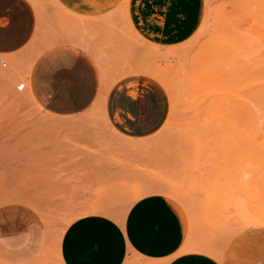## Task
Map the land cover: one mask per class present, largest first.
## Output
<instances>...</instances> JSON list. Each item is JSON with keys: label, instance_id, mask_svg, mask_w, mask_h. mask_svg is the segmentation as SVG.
I'll return each instance as SVG.
<instances>
[{"label": "rangeland", "instance_id": "374dc122", "mask_svg": "<svg viewBox=\"0 0 264 264\" xmlns=\"http://www.w3.org/2000/svg\"><path fill=\"white\" fill-rule=\"evenodd\" d=\"M40 1L43 5L42 17H47L48 21L45 24L43 22L36 31L33 41L35 46L29 47L25 52L40 48L50 36L59 34V29L51 23L56 18L50 16L55 12V16L63 18L59 15L62 11L56 6L57 1ZM206 1L217 10L221 7L223 13H228L229 9L230 11L236 9V14L229 12L228 16H231L229 20L236 19L234 22H238L231 24H236L235 26H238L236 28H240L242 22H239L242 20H238V16L241 18V12L234 0ZM206 1L194 0L192 12L185 18L187 22L183 27L186 29L183 32L180 30L181 38L155 43L160 46V50H165L169 44L185 41L184 39L187 40L193 35L202 20ZM50 5L53 12L50 11ZM231 13H234V16ZM120 15L122 19L118 20H121L119 23L111 22L103 29H98L101 30L100 33L102 30L104 32L105 40H99L101 43L102 40L105 41L107 45L105 50L107 52L115 50L117 53H113V56H119L108 63L110 71L121 72L138 68L142 64L154 63L164 74L170 76L171 81L176 86H180L183 115L199 119L196 123L198 147L163 140L148 147H141L137 151L126 149L121 143L124 139L103 118L101 108L96 104L74 116L53 115L32 96L28 82L30 68L27 73V86L33 99L27 96L24 86L26 57L21 55L23 53L0 54L1 57L11 58L0 65V176L2 178L0 206L12 204L26 206L31 211L30 215L35 223V227L26 226V222L23 224L25 229L29 228L22 233V244L14 246L0 241V264H64L60 254L63 231L74 218L83 214L68 222L67 218L73 215L78 207L92 202L112 203L114 208L121 210L134 188L141 189L150 184L171 186L178 192L176 193L181 196L180 198L183 197L184 203H188L191 209L200 212L205 211L202 202L204 204L212 198L208 195L210 187L208 182L211 178L208 163L211 161L208 159L209 152L206 149L210 130L208 121L203 118L207 101L201 93L195 95L190 89L189 82L192 76L187 72V67L183 68V65H187L184 58L176 60L177 57L170 56L151 57V59L149 55L147 57L143 51L145 47L141 38L136 39L134 28L128 20L126 5L122 7ZM120 24H124V28L128 25L126 27L128 29H125L126 31L121 30L122 27L116 29ZM107 28L112 31H108ZM95 32L96 30L87 33L90 34L88 38L94 37L92 33ZM125 32L127 37L124 34L116 38L117 35ZM97 37L94 40L98 39ZM199 39L195 41L197 46H194L191 53L195 52L198 44L205 41L207 36L202 35ZM96 42L100 44L97 40ZM116 44L118 47L114 46ZM162 44L167 45L164 47ZM201 87L198 86L197 90L202 91ZM179 112L174 114L173 124L168 128L169 132L173 129ZM162 196L167 198L177 212L183 226L184 238L187 228L179 214L180 203L172 197ZM33 204L37 205L38 209ZM226 207L227 204L223 203L222 209H219L223 219L225 211L229 210ZM14 211L15 209L12 211L5 208L1 214L10 222L26 220L22 213H14ZM227 214L226 217L230 216L229 212ZM233 220L230 219L231 222H234ZM9 223L5 225L8 226ZM208 226H204V233L209 231ZM19 228L23 230L22 226ZM59 233L61 236L58 241ZM42 251L47 253V256L45 260L39 262L38 256Z\"/></svg>", "mask_w": 264, "mask_h": 264}, {"label": "bare ground", "instance_id": "6f19581e", "mask_svg": "<svg viewBox=\"0 0 264 264\" xmlns=\"http://www.w3.org/2000/svg\"><path fill=\"white\" fill-rule=\"evenodd\" d=\"M52 1L56 2L57 0H52ZM234 1L238 5L239 11L241 12L239 13L241 14L242 19L238 16V20H242L239 22V23L242 22L240 24V28H236L238 27V26H235L236 24L235 25L231 24V23H237L238 21L234 22L236 21V19H233L234 21H232L231 19L229 20L231 16L230 17L228 16L230 14L229 12L235 13L236 9H234V11H230L229 9L228 11L229 14L223 13V11L221 10V7L219 10H217L216 7H213L209 3V1L208 2L206 1L207 3L205 5L206 7L204 8V14L202 16V20L200 21V24L198 28L194 31L193 35L190 38L188 37L187 40L184 39L185 41H180V43L178 44H174V45L169 44V46H166V47L165 45L167 44L165 45L162 44L166 48L165 50H160L159 45L155 44V42L151 43L147 39H144L143 36H141L136 31V29H133L135 32V37H137L136 39L141 38L142 45L144 44V47H145L143 48L144 49L143 51H145V53L147 54V57L148 55L150 56V59L151 57H160V56H170L172 58L177 57L176 60H178L179 58H184L187 65L186 66L183 65V68L187 67L186 68L188 70L187 72H189V75L192 76V79H190V82H189L190 83L189 85L191 87L190 89L194 91L193 94L195 95L201 93L204 96V99L208 103L207 107L204 110L203 118L208 121L209 123L208 128L210 130V137L207 139L206 149L209 152L208 159H210L211 161L208 163L210 164L209 170L211 171V176H210L211 178L208 182V185L210 186L208 188V191H209L208 195L211 196L212 198L210 200H207V202H204V204L202 202V207L205 209V211L200 212V211L191 209L188 206V203L187 204L184 203L185 201L183 200V197L180 198L181 196H178L177 195L178 192L171 186L164 185V184H150L141 189L134 188V190H132L131 193H129L130 195L127 197L126 204L121 210L114 208L112 206V203L92 202V203L86 204L83 207L82 206L78 207V210L73 215H71L69 218H67V222L70 219L78 216L79 214H85V213H99L100 214L102 213V214H107L113 217L114 219H116L121 224H124V216L126 214V211L128 207L135 200L144 196L145 194H150V193L162 194L168 197H172L180 203V205H178L179 214H180L181 220L186 223V228H187L186 235L184 236L182 240L180 248L177 250L175 254L185 253V252L205 253L215 258L220 264H264V0H234ZM29 2L32 4L37 14L38 25H37L36 31H38V28L40 27V21H43L41 20L42 12H43L42 10L43 5L40 0H29ZM58 2L59 1H57V3ZM58 4L56 5L59 6ZM218 5L219 4L217 3V6ZM62 12L59 14L61 17L63 15L67 16L65 14H68V13L63 12L64 14L62 15ZM53 13L55 16L56 13L55 12ZM72 14L74 15V13ZM113 14L115 16V13ZM233 14L231 13V15ZM56 16L57 17L55 18H58V15ZM64 18L63 19L61 18L62 23L65 24V28L68 29L65 37L61 39H50L49 41H46L44 45L48 47L47 44H50V43L54 44V42L58 40H65L63 42L69 41V42L78 44L79 46H82L94 56L95 60H97L98 62L97 64H99V67H100L99 69L101 71V76H102L101 91L99 93V96L95 104L97 105V107L101 108V114L103 118L106 119L108 123L112 126L113 130L119 133L121 137L124 139L123 141H121V143L124 144L126 149L128 148L129 150L137 151L141 147H145V146L148 147L152 144H155L163 140L179 142V143H186V144H190L193 147H198L197 146L198 139L196 140V136L198 135V132H196V128H197L196 123L197 121H199V119L196 117L193 118V116L183 115V109L181 107L182 102H180V90H179L180 86H176L171 81L170 76H167L166 74H164L160 70V68L157 67L154 63L153 64L151 63L152 65L149 63L142 64L138 68L129 69L126 71L111 72L108 66V63L110 61H114L119 56L117 57L113 56V53L116 52L115 50L114 51L111 50V52H107V50H105L106 44H105V41L103 42V40H105L104 39L105 37L103 36L104 32L102 30V33H100L101 30H97V29H101L100 22L103 20H100V22L97 23L98 26L99 25L100 26L99 28L98 26H96L97 33L96 32L92 33L95 36L91 39L90 38L91 36L88 38L87 36L84 35V33H90L92 31L90 30V32L88 31L86 32L83 28L80 27V26L83 27V24L85 25V22L87 20L82 19L85 21V22L83 21L84 23L80 22L81 20H79L81 24L79 23L77 25L76 23L72 21L70 22L69 20H66ZM75 18L76 17L74 15V21H77V19ZM104 20H107V18L105 17ZM115 20H116V23H119L121 21V20L117 21V19ZM104 22L106 23L105 26H107V21H104ZM114 22L115 21L113 20L112 23ZM116 25H119V24H116ZM123 25L120 24V26H116V29L117 28L121 29V27H122L121 30L123 31L125 29H128L126 28L128 27V25L125 28H124L125 25L124 26ZM107 30L112 31V29H109V28H107ZM126 33L127 32L122 33V35L116 34L117 35L116 38L118 39L119 38L118 36H123ZM99 34H102L100 36L101 37L103 36V37L99 38L100 37ZM106 35L107 33L105 34V36ZM202 35L207 36V39L205 41H201V44H198L199 46L195 50V52L191 53V50L197 44L195 41H198L197 39H199V37ZM127 36L128 35L126 34V37ZM95 37L98 38L96 40L100 44H98L96 40H94ZM111 38H113V36ZM99 39H103L102 43H101V40ZM101 45H103V47H101ZM114 46H117V44ZM40 49L41 47L36 48V49L33 48L32 52L22 51L23 54H21L23 55V57H26V62L24 66V70H25L24 86H25L27 96L31 98L32 96L30 92L28 91V86H27V73H28V69L32 65V62L35 56L39 53ZM52 55H53V52H52ZM141 55L143 56V54ZM53 56H56V55H53ZM76 56H78V54ZM49 57L50 56L48 55L47 61H50ZM9 59L11 58L0 56V65L4 64ZM78 59H83V58L79 57ZM85 59L90 60V58L89 59L84 58L83 61ZM86 60L84 62H87ZM54 61H52L53 64H54ZM83 61H80V63ZM87 64H84V66ZM40 65L44 66L43 64H40ZM67 66L69 67V65ZM68 67H66V69ZM71 67H73V65ZM48 69H45V71L46 70L48 71ZM66 69H65V72H66ZM52 70H49V72ZM133 73H141L142 75L146 74L154 78L155 80H157L165 89V92L167 93L168 100H169L168 101L169 103L168 115L164 123L160 126V128H158L152 134L147 135V136H142V137L129 136V135L121 133L110 122L114 118L111 117L112 120L109 121L108 116L106 115V111H105V98H106L107 92L110 89V87L118 79L128 74H133ZM49 74L51 73H48V75ZM88 77L90 78L91 76H88ZM38 78L37 79L35 78V81L36 80L38 81L39 80ZM47 78L49 77L47 76ZM53 79L54 78L52 77V80ZM136 79L138 78H135V79L133 78V80H136ZM133 80L131 79L132 82ZM146 80L147 79H145V81ZM150 80L149 82H152V80L151 81ZM55 82H56V79H55ZM36 84L38 85V82ZM88 84L89 83H87V85ZM130 84H133V83H130ZM139 85L141 86L143 85V83L141 82L140 84H138V86ZM43 86L46 87V84ZM125 86H127V84ZM198 86L200 87L202 86L201 87L202 91L197 90ZM36 88L37 87H35V89ZM138 88H139L138 90H140L141 87H138ZM116 89L117 88H115V90ZM39 91L41 92L42 90L39 89ZM117 92L118 94L120 93L119 91ZM124 92L126 91H123V93ZM145 93L146 92H144V94L143 93L141 94L145 95ZM110 95L112 94L110 93ZM124 95L122 94V96ZM114 96H117V95H114ZM149 96L147 97L149 98ZM156 99L158 101V98ZM109 101L110 100H108L107 102ZM109 103L108 105H110ZM154 104L157 105L156 103ZM112 105L109 107H112ZM124 106H126V104ZM130 108L133 109L134 107L133 108L130 107ZM137 108L139 107L137 106ZM159 108L161 107L159 106ZM128 109L126 108V111ZM110 110L111 109H109V113H111ZM139 110L144 112V110H141L140 108ZM177 111L178 112L180 111L179 114H177V120L172 127L173 129L169 132L168 128L171 124H173L172 118L174 114H176ZM145 112L147 111L145 110ZM148 113H150V110ZM137 115H138V112H137ZM124 117L125 116H123V118ZM151 117H153V115ZM138 119L139 118H137V120ZM152 119L150 120L152 121ZM151 121H149L150 124H151ZM114 122L116 123V121ZM126 124L127 123H125V125ZM118 127L120 128V126ZM149 128L153 129V127L151 128V126H149ZM1 181H2V178L0 176V183ZM223 203L227 204V207L230 210V211L226 210L227 212L225 211V213L223 212L225 214V217H224L225 220L221 218V210H219V209H222L221 207ZM33 205L34 207L38 209L37 205L35 204ZM206 207H208L207 210H206ZM209 207H211V209ZM228 212L230 213L229 214L230 216L226 217L228 215L227 214ZM230 219L231 221L232 219H234L233 220L234 222H231ZM228 221H230V223H227ZM204 226L210 227L208 229L209 230L208 232L205 231L204 233ZM240 230H243V232H240ZM60 236H61V233H59L58 241L60 239ZM46 256H47V253H44L42 251V253L38 256L39 258L38 261L40 262V260L41 261L45 260ZM167 261H168L167 258L158 259V258H153V257H146L134 251H130L128 256L126 257V260L124 261V264H167L168 263Z\"/></svg>", "mask_w": 264, "mask_h": 264}, {"label": "crops", "instance_id": "0c3cea01", "mask_svg": "<svg viewBox=\"0 0 264 264\" xmlns=\"http://www.w3.org/2000/svg\"><path fill=\"white\" fill-rule=\"evenodd\" d=\"M57 1L60 3L58 2L59 4H57L59 6H56L60 7V9L65 7L66 9L63 8L62 11L64 13H68L65 14L67 16L63 15V18L65 17L64 19L69 20L70 22L72 21L77 25L80 22L87 20V23L84 21L86 26L84 24L83 27L80 26L86 32L89 28V30L94 32L97 28L96 26H98L97 23L100 22V20H103L101 21L102 23L100 22L101 28H103L106 24L104 21H107V24H110L113 22V20L116 22L115 19L118 21L120 18H122L119 13L121 12L120 9L126 5L128 11V20L130 19L129 22L131 21L130 24L133 25L132 27L136 29V31L141 35H143V37L155 43H162L165 40L174 41L181 38L179 37L181 34L180 30H182L181 32L185 31L186 28L183 27L185 22H187L185 18H187V16L192 12L191 10L193 8L192 6L194 2V0ZM50 11L53 12L52 6L50 7ZM72 13H74L76 17L75 19H77V21H74V15ZM113 13H115V16ZM50 16L53 18L54 15L50 14ZM55 17L57 16H54V18ZM105 17L107 20H104ZM62 19L58 17L53 19V21L50 20L52 21L51 23L59 29V34L50 36L48 41L50 39H61L65 37L68 29L65 28V24L62 23ZM41 20L43 21H40V25H42L43 22L45 24V22L48 21L47 17H42ZM79 20L81 21L79 22ZM37 25V14L29 0H0V54L20 53L31 46H35L33 41L35 40L34 38L36 35ZM184 34H186V32ZM84 35L88 37L87 33H84ZM91 38L93 37L91 36ZM63 41L65 40H58L54 42V44H47L48 47L44 45L45 43L41 46L39 53L35 56L30 67L28 77L29 89L35 100L47 112L57 116H74L85 111L96 103L101 91L102 76L99 69V64H97V60H95L94 56L87 49L73 42ZM52 52L53 55L56 56H53ZM77 54L83 59L90 58V60L85 59L87 62H84L85 60L83 61V59H78L79 57L76 56ZM48 55L50 56V61H47ZM52 61H54V64ZM80 61H83L81 62L82 64ZM83 63H88L90 66L87 64L88 66L85 65L87 67L86 68ZM40 64H43L44 66ZM67 65H69V67ZM72 65L73 67H71ZM65 66L68 68L66 69ZM45 69H48V71L46 70L47 73ZM49 70L52 71L49 72ZM48 73L51 74L48 75ZM47 76L49 78H47ZM88 76L91 77L89 78ZM52 77L54 78L53 80ZM35 78H38L40 81H35ZM133 78L138 79L133 80ZM120 79H118L110 87L105 98V111L109 121L114 118L112 121H110L111 124L121 133L129 136L142 137L152 134L154 131L160 128L168 115L169 100L166 92L163 89V86L154 78L146 74L142 75L141 73L128 74ZM145 79L147 80L145 81ZM150 79L152 82H149ZM37 82L38 85L36 84ZM141 82L143 85L138 86V84ZM87 83L89 84L87 85ZM45 84L46 87L43 86ZM126 84L127 86H125ZM152 84L155 85L153 86ZM35 87L37 88L35 89ZM138 87H141L142 89L140 88V90H138ZM115 88L118 90H115ZM37 89L38 91L39 89L42 91H39V93ZM117 91H119L121 94H118ZM123 91H126L128 95L126 92H124V95ZM144 92H146L145 95H143ZM110 93L112 95H110ZM122 94L124 96H122ZM147 96H149V98ZM156 98H158V101ZM108 100H110V103L107 102ZM108 103L110 105H108ZM125 104L126 106H124ZM111 105L112 107H109ZM158 105L161 108H159ZM137 106L141 110H144V112L140 111ZM130 107L134 108L131 109ZM126 108H129V111L131 109V111H126ZM109 109H111V113H109ZM145 110L147 112H145ZM149 110L153 117H151L152 115L148 113ZM137 112L139 116L137 115ZM123 116H125V119ZM149 117L150 119L153 118L152 121L149 119ZM137 118H139L141 122L139 119L137 120ZM114 121H116V123ZM149 121H151V124ZM125 123L127 124L125 125ZM118 126H120V128ZM149 126H151V128L153 127V129H150ZM5 208L12 211L15 209L14 213H22L24 215V219L26 218V220H13L11 222L8 221V219L1 214ZM30 213L31 211L29 208L19 204L0 206V241L2 243H10L14 246L22 244V233H25V230L29 228L26 226L30 225V227H35V223L32 221ZM25 222L26 229L23 226ZM5 223H9L10 225L7 226ZM20 226L23 227V230L19 228ZM183 234V226L179 216L167 198L159 194H148L132 203L124 216V224H121L113 217L102 213L83 214L74 218L63 231L60 241V254L64 264H124V261L126 260V257L130 251H134L146 257L158 259L167 258V264H220L215 258L205 253L185 252L175 254L181 246Z\"/></svg>", "mask_w": 264, "mask_h": 264}]
</instances>
